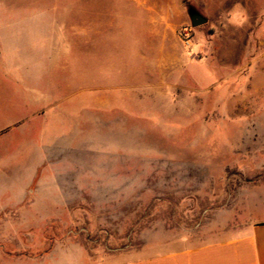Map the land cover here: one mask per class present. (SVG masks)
<instances>
[{
	"label": "rangeland",
	"instance_id": "rangeland-1",
	"mask_svg": "<svg viewBox=\"0 0 264 264\" xmlns=\"http://www.w3.org/2000/svg\"><path fill=\"white\" fill-rule=\"evenodd\" d=\"M27 1L56 5L72 53L57 71L32 42L0 57V264L240 231L264 197V0Z\"/></svg>",
	"mask_w": 264,
	"mask_h": 264
},
{
	"label": "crops",
	"instance_id": "crops-1",
	"mask_svg": "<svg viewBox=\"0 0 264 264\" xmlns=\"http://www.w3.org/2000/svg\"><path fill=\"white\" fill-rule=\"evenodd\" d=\"M28 8L33 9L28 6L27 0H0V57L8 52L9 42L17 46L19 42H32V45L22 46L47 56L49 59L45 66L50 67V71H57L59 42H63L61 56L72 53L65 43L70 40L66 26L54 15L55 4L43 11H27ZM247 215L248 222L229 238L199 245H182L181 248L157 254L125 256V259L111 264H264L263 196L258 199L251 196ZM184 239L182 237V241Z\"/></svg>",
	"mask_w": 264,
	"mask_h": 264
},
{
	"label": "water",
	"instance_id": "water-1",
	"mask_svg": "<svg viewBox=\"0 0 264 264\" xmlns=\"http://www.w3.org/2000/svg\"><path fill=\"white\" fill-rule=\"evenodd\" d=\"M189 16L193 27L203 26L208 23V19L194 9H189Z\"/></svg>",
	"mask_w": 264,
	"mask_h": 264
}]
</instances>
